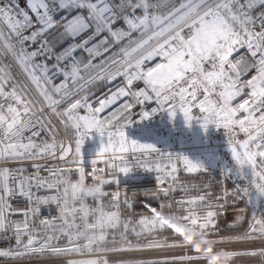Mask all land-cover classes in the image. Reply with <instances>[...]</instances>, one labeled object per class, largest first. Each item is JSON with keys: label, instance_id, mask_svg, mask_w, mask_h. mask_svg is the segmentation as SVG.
Here are the masks:
<instances>
[{"label": "snow or ice", "instance_id": "snow-or-ice-1", "mask_svg": "<svg viewBox=\"0 0 264 264\" xmlns=\"http://www.w3.org/2000/svg\"><path fill=\"white\" fill-rule=\"evenodd\" d=\"M0 264H264V0H0Z\"/></svg>", "mask_w": 264, "mask_h": 264}, {"label": "rangeland", "instance_id": "rangeland-1", "mask_svg": "<svg viewBox=\"0 0 264 264\" xmlns=\"http://www.w3.org/2000/svg\"><path fill=\"white\" fill-rule=\"evenodd\" d=\"M177 131L171 132V130L168 129V127H165L162 125L161 127H146L141 130H133L135 134L140 135L145 130L149 133L148 138L150 139H171L174 143L177 142L179 139H183L185 141L186 146L190 150H197L198 145L195 143V138L192 133H188L185 131V129L182 127L181 123H177ZM213 141H216L219 139L218 135L213 133L212 134Z\"/></svg>", "mask_w": 264, "mask_h": 264}, {"label": "built area", "instance_id": "built-area-1", "mask_svg": "<svg viewBox=\"0 0 264 264\" xmlns=\"http://www.w3.org/2000/svg\"><path fill=\"white\" fill-rule=\"evenodd\" d=\"M179 122V121H178ZM177 122V123H178ZM162 125H164L165 127H168L169 130H171L172 132V129L170 128V126L168 125L166 119L162 122L159 118L155 121H153L151 124L149 125H145L144 128L146 127H161ZM136 130H141V129H136Z\"/></svg>", "mask_w": 264, "mask_h": 264}]
</instances>
